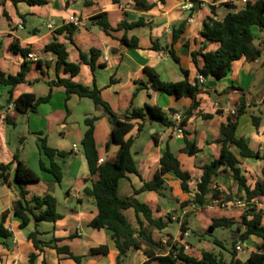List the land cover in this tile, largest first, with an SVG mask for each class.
<instances>
[{"label":"crops","instance_id":"crops-1","mask_svg":"<svg viewBox=\"0 0 264 264\" xmlns=\"http://www.w3.org/2000/svg\"><path fill=\"white\" fill-rule=\"evenodd\" d=\"M17 1L16 6L10 0H7L4 6H0V70L12 76L20 72L24 59L11 51V44L30 51L28 58L25 59L29 63L27 82L12 89L13 99L22 94L44 97L50 89L47 83L69 78V75L56 71V55L45 50L49 43L56 40L65 46L68 61L79 66V73L72 78V81L88 88L95 86L100 91L102 99L114 112L123 113L131 105L135 108L144 105L157 106L166 115L169 113L167 117L174 126L173 114H182L190 107L191 100H177L174 96L158 93L150 84L144 69L154 70L164 82L175 83L184 80L180 72L182 68L188 72L187 80L190 84L198 83V68L202 67L203 62L198 55L196 57L198 63L195 65L192 53L201 51L203 38L200 33L204 21L208 18L221 21L228 13L243 8L247 1L258 0H245V3L244 0H164L163 4L159 0H147L149 4H155V7L148 12L134 10L133 0H118V3L112 0H88L89 3L86 5L83 0H46L47 4L44 6H29L25 0ZM227 1L234 4L235 10H229L222 5ZM3 12L7 14L9 22L3 16ZM119 12H126L128 22L142 20L145 24L127 33L128 38L138 39L137 49L121 50L119 42L106 35L92 21V18L100 13ZM182 21L186 22L185 30L178 40L173 42V30ZM48 24L52 29L47 28ZM68 24H73L77 28L72 41L64 37L55 38L54 31ZM252 33L253 44L262 50L261 57L253 62L245 59L236 61L227 77L219 81L207 80V84L212 81L215 85L210 86L212 90L198 95L199 106L194 115L186 121L182 136L173 134L170 131L172 127H163L158 123L150 122H145L143 130L139 133L135 122L133 130L125 137L134 140L131 153L138 175L130 174L122 179L118 186V195L121 199L134 198L139 203L149 206L154 218L166 219L174 215L170 214L173 211L179 216L180 223H177L176 232L170 230L171 224L161 232L149 229L153 239L161 242L165 252L169 250V244L177 243L183 248L188 247L185 254L197 260L201 259L203 253L209 252L228 263L231 255L228 249L224 248L222 240L217 238L213 240L205 235L206 230L212 229V220L225 217L238 221L242 213L252 206L264 213V197L255 198L249 204L243 201L228 203L227 207H221L224 212L221 216H216L219 211L216 206L200 207L191 203L196 192V183L201 175L200 169L219 156L220 145L216 144V140L220 135V127L227 122V118L232 117V112L236 111L241 99L247 112L238 118L236 138L244 139L254 152H261L264 149V106L262 105L264 85L259 89L254 87L258 76L264 78L262 40L264 35L259 32L254 33L253 28ZM153 46L158 50L153 49ZM218 46L217 43L208 44L202 52L215 51ZM171 49L179 59V65L172 60L169 54ZM91 50L100 53L94 70L80 60V53L88 55ZM29 55H32L33 59ZM111 79H114L113 83ZM230 86L242 89L243 93L232 91L222 95L221 92ZM10 90L8 86L0 85V164L13 162V156L17 153L19 159L39 178L36 184L25 185L27 198L51 195L57 202L56 211L62 219L55 223H43L44 228L41 230L36 229L39 224L35 226L31 221L26 229L20 230L19 220L14 217L12 210V203L18 197L17 191L0 183V222L3 213H6L3 226L10 234L7 239L0 238V264H27L31 253L37 255L35 264H77L65 255L57 254L54 247H67L75 256H86L90 249L99 246H107L109 253L106 256L86 257L80 264H117L118 251L111 232L94 230L87 226L97 214L94 199L86 197L83 193L96 177H90L86 183L80 182L81 179H89L87 163L83 164L82 170L87 171L88 174H83L80 179L66 180L64 183V173H62L65 195L63 204L57 198V189L61 187L62 182L60 186L52 180L43 182L33 167L38 166L40 169V161L46 166L42 160L43 154L38 149L39 138H45L49 147L65 153L79 155L81 151L85 160L80 142L86 130L84 120L92 117L99 118L95 123L94 131L98 161L102 160L100 164L113 161L119 146L112 144L106 149L112 129L109 117L103 115L92 102L90 104L88 99H80L76 95L67 98L64 88L59 86L52 87V95L48 103L40 105L35 112L21 115L11 104L6 103ZM218 110L221 114L217 115ZM206 115L211 118L206 119L204 117ZM251 115L260 117L257 129L253 126ZM10 127L15 134L16 130H20V147L16 144L14 146L15 140L12 141ZM142 135H148L146 146L139 152H133L136 140ZM152 135H155L157 142L153 140ZM67 137L78 138V141L70 143L68 152L61 147V142L66 141ZM57 138L58 142L53 143ZM29 141L36 142V150L26 153V143ZM185 142L195 144L198 152L194 155L183 153ZM74 145L77 152H73ZM166 148L176 156L181 169L190 174L189 192L182 191L180 181L169 173L164 176L166 190L162 191L161 196L150 191L134 194V190H139L144 182L152 180L155 172L160 168L159 160ZM70 160L72 161V158L68 160V164ZM239 162L242 174L247 179V185L252 189L261 179L263 163L255 159L242 158H239ZM250 175L253 179L249 177ZM214 181L216 188L223 191L226 190L227 183H235L231 178L222 177H217ZM235 187L236 193L243 196V190L237 184ZM72 201H76L75 207H72ZM188 202L189 204L183 205ZM59 206H63V213L59 212ZM124 216L135 229H138L132 209L125 211ZM181 224L187 235L184 233L182 235ZM34 228L38 232L37 239L45 243L40 251H36L32 243L27 240V235L34 231ZM193 228H197V232ZM209 230L207 234L212 235ZM258 243L260 240L255 237L242 243L243 251L236 252L235 259L242 263L246 262L254 245ZM141 247L142 250L146 249L153 256L152 258L158 256V251L147 247L144 243H141ZM142 250L130 249L127 258L121 264H157Z\"/></svg>","mask_w":264,"mask_h":264},{"label":"trees","instance_id":"trees-1","mask_svg":"<svg viewBox=\"0 0 264 264\" xmlns=\"http://www.w3.org/2000/svg\"><path fill=\"white\" fill-rule=\"evenodd\" d=\"M6 1L0 0V6H4ZM10 1L14 6L18 3L17 0ZM112 1L118 3V0ZM25 2L29 6H44L47 4L46 0H25ZM159 2L163 4L164 0H159ZM83 3L86 5L89 2L88 0H83ZM133 3L132 8L139 12H148L155 7V4H149L147 0H133ZM222 5L229 10H235V6L231 1H227ZM212 11L214 10L212 9ZM3 16L8 22L10 21L5 12H3ZM92 21L106 35L117 40L121 50L130 51L138 48V39L135 37L128 38L127 33L133 28L144 26L145 24L142 20L128 22L126 12H119L117 14L100 13L92 18ZM185 25L186 22L182 21L173 30V42L177 41L184 32ZM253 27H257L261 33H264V0L247 1L243 8L237 12L228 13L221 21L212 18L204 21L200 33L203 38L201 51L192 53L195 65L198 63L196 57L200 55L202 58L203 65L201 68H198V74L203 76L206 81H219L231 73L234 62L241 59H245L248 62L258 60L261 57L262 50L253 44ZM76 30V26L68 24L55 30L54 37H64L72 41V36ZM211 43L219 44L218 48L215 51L203 53L202 51ZM10 49L23 57L24 60L21 64L20 72L15 76L8 75L0 70V85L11 88L6 103L7 105L11 104L17 113L26 115L27 113L35 112L40 105L49 102L52 95V87L59 86L64 88L67 98L71 95H76L80 99H89L97 109L102 111L103 115L109 117L112 129L106 149L112 144L118 145L119 149L116 156L113 161H105L102 164H98L94 131L95 123L99 118H86L84 120L86 130L80 144L87 163L89 179H81L80 182L86 183L90 180V177H96L90 187L85 188L83 191L86 197L94 199L97 209L96 216L87 226L94 230H107L111 232L118 251L117 264H121L127 258L130 249L142 250L141 243L159 252L157 257L152 258L153 256L146 249L142 250L145 255L152 258L151 260L157 264H264V213L262 210H256L255 206L247 208L238 221L225 217L212 220V227L214 229H228L235 226L239 233V242L244 243L251 237L260 240V243L254 245L253 251L246 262L242 263L235 259L236 241H232L231 243L229 251L231 260L228 263H225L222 259L209 252L203 253L201 259L197 260L186 255L183 246L177 243L169 244V250L165 252L166 250L161 242L153 239L149 229L159 232L163 231L172 223L169 216L166 219L154 218L153 211L149 206L139 203L134 198L121 199L118 195V186L120 181L125 179L127 175H138L131 153L134 140L132 138L125 139L135 127L134 123H137L139 133L143 130L145 122L158 123L168 128L173 127L166 113L161 108L151 105H144L141 108H135L131 105L123 113L114 112L110 105L102 99L100 91L95 86L88 88L72 81V78L79 73V66L71 64L68 61L65 46L56 40L49 43L45 47V50L56 55V71L69 75V78L59 79L54 83H47L50 89L49 93L44 97H36L33 94H22L18 98L13 99L12 89L27 82L29 63L25 59L28 58L30 51L28 49H20L15 44H11ZM153 49L158 50L154 46ZM169 54L172 60L179 65V59L175 56L172 49L169 50ZM99 56V51L91 50L88 55L80 53V60L94 70L95 62ZM144 72L147 74L150 84L158 93L174 96L177 100H191L190 107L182 113L181 127L185 126L186 121L197 110L199 106L198 95L212 90L207 83L202 85L198 83L190 84L187 80L188 72L182 68H180V72L184 76V80L175 83L162 81L159 75L150 68H145ZM113 82L114 79H111V83ZM232 91L243 93L242 89L230 86L224 89L221 94L227 95ZM262 105L264 106V100ZM246 112L244 101L241 99L232 117L227 118V122L221 125L219 130L220 135L216 140V144L220 145L219 156L200 169L201 175L196 183V192L193 195L191 203L197 204L200 207H205L211 202L224 205L243 201L249 204L255 198L264 197V151H252L244 139L236 138L235 135L238 118ZM216 114H221V111L218 110ZM204 117L206 119L211 118L209 115ZM251 119L253 126L257 129L260 117L251 115ZM6 122L9 123L8 120ZM151 137L157 142L155 135ZM39 148L43 155L50 160V166L48 167L40 161V169L52 175L54 182L60 184L62 182V170L54 159H65L68 153L49 147L45 138H39ZM182 152L187 155H194L198 150L195 144L185 142ZM239 158L255 159L263 163L261 179L254 184L252 189L247 185V179L239 167ZM159 164L160 168L155 172L152 180L144 182L139 190H134V194L150 191L161 196L162 191L166 190L164 176L169 173H172L180 181L182 191L189 192L188 184L191 181V176L188 172L181 169L178 159L168 148L162 153ZM13 166L14 169H12ZM217 177L231 178L243 190V196L235 197L229 192L226 193L218 190L214 181ZM38 181V176L19 159L17 153L13 156V162L0 164V183L7 185L9 188H14L18 194V197L12 203V210L14 217L19 220L20 230L26 229L31 221L36 226L42 222L55 223L62 219V216L56 211L57 202L51 195L46 194L42 197L27 198L28 192L25 190V185L36 184ZM187 204L189 202L183 205ZM129 209L134 211L138 229H135L124 216V212ZM5 216L6 213H3L0 222V238L3 239H7L10 236L3 226ZM180 230L183 235L185 232L183 225L180 226ZM205 235H208L207 232H205ZM37 237L38 232L35 229L27 235V240L32 243L36 251H40L45 243L38 240ZM54 249L57 254H63L77 264H80L86 257L106 256L109 253L107 246L92 248L86 256H75L67 247H54ZM36 259L37 255L31 253L27 264H35Z\"/></svg>","mask_w":264,"mask_h":264},{"label":"rangeland","instance_id":"rangeland-1","mask_svg":"<svg viewBox=\"0 0 264 264\" xmlns=\"http://www.w3.org/2000/svg\"><path fill=\"white\" fill-rule=\"evenodd\" d=\"M253 32L254 33H257V32L261 33L258 30L257 27H253ZM261 34L264 35V33H261ZM262 40L264 41L263 37H262ZM263 85H264V78L258 76L257 79L255 80V84H254L255 89H259ZM87 101L90 102V104H92L91 100L88 99ZM167 115H169V113H167ZM10 132H12V134H11L12 141L15 140V143L13 142L14 146L16 144L17 147H20V145H21L20 144V136H21L20 130H16V134H15V131H13V129L10 127ZM14 134H15V137H14ZM67 138L68 139L66 141L61 142L62 143L61 147L66 152H68V150H70V143L71 142L78 141L77 137L76 138L67 137ZM147 140H148V135H142V137H138V139L136 140L134 148H133L132 151L133 152L134 151H138V152L141 151L146 146ZM54 141L58 142V138L54 139L53 143H54ZM37 143H38V149H40L39 148V141ZM77 146L80 147V145L78 143H77ZM35 148H36V142L35 141H29V142L26 143V150L25 151H26V153H28L29 151L33 152L34 150H36ZM79 150H81V149H79ZM263 151H264V149H263ZM81 153L82 152L80 151L79 155H72L70 152H68V155H67V157L65 159H61V158H56L55 159L56 163L61 167L62 173H64V178H63L64 183H66V180L80 179L83 174H88L87 171L83 172V170H82V166H83V164H86V161L84 160V158H82V154ZM70 158H72V161L70 160V163L68 164V162H69L68 160ZM81 158H82V161H81ZM42 160L46 163L47 167L50 166V160L46 156L42 155ZM83 160H84V163H83ZM67 166L70 167V168H67ZM33 167H34V170L36 171V173L41 178V180H43V182H45L47 180H52L54 182V178H53L52 175H50L47 172L39 169L38 166H33ZM249 177H251V175ZM251 179H253V176L251 177ZM64 183L62 182L61 183V187H58V189H57V198L59 199L60 202H62V204L64 203L63 197L65 196L64 195V188H63ZM55 184L59 185L57 183H55ZM227 184L228 185H227V188L225 190V191H227L226 193L229 192L231 195H233L235 197L236 196H240L239 193H236V191H235L236 190V187H235L236 183H232V184L231 183H227ZM218 190H220V189L218 188ZM220 191H223V190H220ZM225 191H223V192H225ZM234 193H236V194H234ZM72 202H73L72 203V207H75L76 204H77L76 201H72ZM231 204H234V203L232 202ZM206 206H216V207H218L219 211L217 213L218 215H216V216H221L222 214H224V212H223L221 207H223V206L227 207V204H224V205L220 204L219 205V204H217L215 202H213V203L211 202V203H209ZM58 210H59L60 213H63V206H59ZM170 214L177 215L174 211L171 212ZM227 214H229V213H227ZM43 223H46V222H42L41 224L39 223L40 226H38L36 229L37 230L43 229L44 228V226H43L44 224ZM33 224H35V223H33ZM177 227H178L177 226V222H172L171 226H170V230H174L176 232ZM31 229H33V228H31ZM193 229H194L195 232H197V228H193ZM208 230H206L205 232H207ZM210 233L212 235H207V236L209 238L213 239V240L216 239V238L219 239V240H222L224 248L228 249V251H230V249H231V242L232 241H236V243L239 242L238 241L239 233L237 232V228L235 226H233L232 228H228V229H225V228H215L214 229L212 227Z\"/></svg>","mask_w":264,"mask_h":264},{"label":"built area","instance_id":"built-area-1","mask_svg":"<svg viewBox=\"0 0 264 264\" xmlns=\"http://www.w3.org/2000/svg\"><path fill=\"white\" fill-rule=\"evenodd\" d=\"M243 3H245V0L243 1ZM77 22L75 21L74 24H76ZM21 27V26H20ZM48 29H52V26L50 24L47 25ZM29 57L31 59H33L32 55H29ZM197 82L198 84L202 85V84H206V80L204 79L203 76H201L200 74L197 75ZM234 114V112H232V115ZM183 116L181 113H175L173 114V122L175 123V125L170 128V131L175 134L176 136H182L183 135V127H181V122H182ZM73 152H77L76 146H73ZM102 162V160L98 161V164H100ZM239 203V202H238ZM170 220L172 222H177L178 224L180 223V219L178 215H170L169 216ZM184 235H187L186 233H184ZM188 250V247H184V252ZM235 251L237 253L242 252L243 251V245L241 242H237L235 244Z\"/></svg>","mask_w":264,"mask_h":264},{"label":"water","instance_id":"water-1","mask_svg":"<svg viewBox=\"0 0 264 264\" xmlns=\"http://www.w3.org/2000/svg\"><path fill=\"white\" fill-rule=\"evenodd\" d=\"M208 85H209V86H213V85H215V83H214V82H209ZM210 232H211V229L209 230V233H210Z\"/></svg>","mask_w":264,"mask_h":264}]
</instances>
